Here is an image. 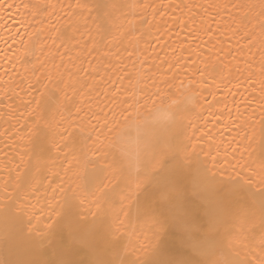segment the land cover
I'll return each mask as SVG.
<instances>
[{"label":"bare ground","instance_id":"bare-ground-1","mask_svg":"<svg viewBox=\"0 0 264 264\" xmlns=\"http://www.w3.org/2000/svg\"><path fill=\"white\" fill-rule=\"evenodd\" d=\"M98 2L116 7L98 17L75 6ZM37 36L40 43L34 45ZM157 90L168 104L187 108V135L177 144L219 151L220 158L227 153L233 163L258 170L264 157V0H0V233L6 212L15 207L5 188L10 192L25 169L35 174L39 168L43 206L58 183L67 187L77 179L73 171L65 172L63 153L53 149L37 160L35 141L29 139L35 120L49 122L54 141L65 143V129L78 136L77 125L85 131L99 128L124 101ZM192 129L196 135L189 140ZM128 151L134 154L136 146ZM183 158L178 151L177 159ZM90 179L97 187L107 185L109 196L85 199L71 228L54 225L51 237L29 258L82 264L97 258L116 264L137 256L188 258L162 248L152 226L137 221L134 212L117 225L121 233L113 238L122 185L107 172ZM175 179L184 204L201 221L230 199L227 190H213L195 163ZM129 235L135 247L126 252ZM246 245H237L239 258L254 260L261 247L258 221ZM4 258L12 256L0 239Z\"/></svg>","mask_w":264,"mask_h":264},{"label":"snow or ice","instance_id":"snow-or-ice-1","mask_svg":"<svg viewBox=\"0 0 264 264\" xmlns=\"http://www.w3.org/2000/svg\"><path fill=\"white\" fill-rule=\"evenodd\" d=\"M75 6L89 12L94 10L98 17L102 13L106 15V9L116 7L103 2ZM37 43H40L39 36L33 41L34 45ZM124 105L118 113H112L110 119L105 118L99 128L85 131L77 125L78 136L65 129L62 137L65 143L54 141L49 122H33L29 139L35 141L37 160L45 158L53 149L63 153L65 172L73 171L77 179L67 187L58 183L52 188V199L46 206L39 203L42 192L39 168L35 174L25 169L10 192L5 188L8 193L5 198L15 207L5 214L0 239L12 258L0 259V264H82L68 258L41 261L29 257L44 246L54 225L57 229L65 225L71 228L85 199L109 196L104 190L107 185L97 187L95 180L90 179L97 172L109 173L112 180L122 185L121 205L113 212V238L118 239L121 233L117 225L126 224L129 213L134 212L137 221L152 226L154 240L160 242L162 248H175L181 257H188L145 260L137 256L133 260H120L119 264H264V157L257 170L240 162L233 163L227 153L220 158L219 151L203 153L197 151L195 144L190 150L186 144H177L180 136L187 135L184 125L188 119L187 108L176 101L168 104L159 90L134 96L124 101ZM188 128H192L190 123ZM195 135L196 130L192 129L188 139ZM132 144L136 146L134 154L128 151ZM178 151L184 153L182 161L177 159ZM193 163L210 181L213 190H227L230 196L228 201H221L218 211L205 221L186 207L175 179L185 166ZM51 183L48 180V184ZM43 194L47 196L48 191L43 190ZM257 221L261 228L260 252L254 260L240 259L241 249L237 245L247 246L250 229ZM128 241L126 252L135 247L130 235ZM89 264L116 262L97 258Z\"/></svg>","mask_w":264,"mask_h":264}]
</instances>
